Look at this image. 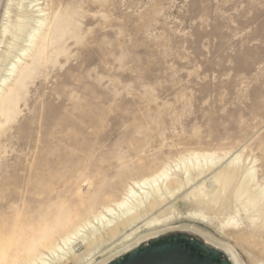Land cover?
Segmentation results:
<instances>
[{
  "label": "rangeland",
  "instance_id": "obj_1",
  "mask_svg": "<svg viewBox=\"0 0 264 264\" xmlns=\"http://www.w3.org/2000/svg\"><path fill=\"white\" fill-rule=\"evenodd\" d=\"M40 1L68 15L70 31L4 141L0 263L30 223L33 233L58 222L69 230L134 180L198 153L214 162L188 163V184L182 167L173 171L184 185L147 215L157 221L97 248L79 241L84 259L56 264H103L125 245L177 234L264 264V223L250 221L247 195L235 193L264 187V0ZM232 161L236 176L222 190L213 176ZM200 185L209 202L193 196Z\"/></svg>",
  "mask_w": 264,
  "mask_h": 264
},
{
  "label": "bare ground",
  "instance_id": "obj_2",
  "mask_svg": "<svg viewBox=\"0 0 264 264\" xmlns=\"http://www.w3.org/2000/svg\"><path fill=\"white\" fill-rule=\"evenodd\" d=\"M67 17L64 12L51 13L45 1L8 0L6 4L0 30V44L5 46L4 49L0 48V162L4 141L21 113L20 104H25L27 100L32 78L41 67L55 62L59 53L63 51V39L70 31ZM213 158L215 157L212 155L190 153L173 164L163 166L152 175L134 180L117 198L110 200L109 203L99 204V209H89L82 221L69 230L58 222L45 230L43 227L42 232L39 230L33 233L31 229L35 225L32 222L28 228L29 236L20 238L19 247L16 244L14 249L4 250L6 257L0 264H56L67 260L70 256L84 259V253H74L73 248L79 241L85 243L88 249H93L104 242L115 241L119 237L128 240L136 234L141 221L146 225L157 221V217L148 218L147 215L162 206L165 194L171 195L184 185V182L174 178L175 169L180 170L181 167L184 169L187 174L185 181L188 184L190 182L188 163L194 160L198 164L201 159L213 163ZM234 162L227 166H231L232 169L225 168L213 176L214 182L222 190L228 188L236 176ZM203 189L201 185L195 187L192 194L199 199L208 197L209 202L213 195ZM250 189L246 183H243L235 189V193L237 196L247 195V207L254 209L253 214H250V221L264 223V187L262 192H252ZM45 220L44 224L47 222ZM39 224L37 223L38 227ZM55 235H58L57 240H54ZM3 239L4 235L0 233V242L3 243L0 247L5 244ZM139 244L125 245L122 254ZM204 245L209 250L222 253L231 264H241L233 249L227 250L209 240H205ZM112 260L103 264H110ZM82 264L89 263L85 260Z\"/></svg>",
  "mask_w": 264,
  "mask_h": 264
},
{
  "label": "water",
  "instance_id": "obj_3",
  "mask_svg": "<svg viewBox=\"0 0 264 264\" xmlns=\"http://www.w3.org/2000/svg\"><path fill=\"white\" fill-rule=\"evenodd\" d=\"M110 264H231L220 252L209 250L204 241L177 234L150 239L127 251Z\"/></svg>",
  "mask_w": 264,
  "mask_h": 264
}]
</instances>
